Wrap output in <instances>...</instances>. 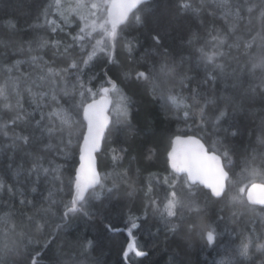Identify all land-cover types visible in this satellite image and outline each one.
I'll use <instances>...</instances> for the list:
<instances>
[{"label": "trees", "instance_id": "trees-1", "mask_svg": "<svg viewBox=\"0 0 264 264\" xmlns=\"http://www.w3.org/2000/svg\"><path fill=\"white\" fill-rule=\"evenodd\" d=\"M256 2L258 3L259 0ZM50 3H52L51 0H0V37L12 40L10 47L0 46V54L3 55V62L11 64L16 60L21 61L13 75L30 74L27 81L23 79V76L21 77V88L41 74L40 68L31 62V55L42 57L43 60L39 63L49 61L54 68H65L70 58L85 57L91 51V45L95 43V40H90L88 36L85 37L83 41L77 42L78 45L84 46V51L76 46L72 50V57H54L55 49L51 46L40 48L39 43L42 39L61 40L68 43L71 42L69 33L76 35L79 31V21L76 20L75 25L63 31L52 32L49 20L57 16L52 14V9L47 16L44 14L45 8ZM179 4L180 0H148L143 5L140 15L163 13L172 19L162 46L155 45L146 27L134 22L122 26L123 30L118 31L114 50L118 64H108L106 53L97 48L95 56L88 66L83 67L81 73L86 86L91 87L93 92H98L101 87H109L110 85L106 83L107 77L104 75L106 69H111L108 71V76L116 79L118 71L131 70L134 76L136 71H145L150 63H154L156 73L160 81L164 83L163 86H165V81L168 84H176L172 89L174 95L190 96L191 89L198 84L201 86V91L220 94L227 89V94H233L231 88L233 80L230 77L226 80H218L215 87L211 81L201 84V81L205 79L206 69L200 61L198 49L204 46L209 38L200 20H203L205 25H210L213 18L209 16V12L215 11V25L227 31L225 21L220 17V11L215 9L214 4L204 1L201 6L200 0H196V5L202 7V12L200 19H194L182 12ZM13 24L14 29L11 27ZM249 29L250 31L243 25L237 29L236 35L242 37L239 41L240 48L239 50L233 48L230 55L223 58V62L228 66L227 71L232 73L235 70L245 88L252 79L246 70V65H248L250 56L260 55L261 49L258 46L264 44V41L257 37L249 55L243 54L244 41L250 40L257 32L264 35V22L258 21L254 14ZM193 33L198 34L199 40L189 44ZM96 38L98 39L99 36L97 35ZM233 39L234 37L230 36L228 43H232ZM129 41L132 44L131 55L124 48V44ZM29 46L34 50L31 53L28 51ZM164 49H167L166 57ZM207 50H212L210 45ZM165 58L168 66L161 69ZM52 61L55 63H51ZM74 71L70 70V72ZM259 71V69L256 70L257 75ZM180 75H186L189 79L181 84L178 79ZM67 79L70 87L75 81V76L68 75ZM2 80L3 77L0 76V82ZM121 81L123 77L117 83L132 100L129 121L121 122L115 127L110 124V130L106 132L105 139H103L101 152L97 155V166L101 176L109 173L122 174L127 171L128 177L135 179V192L129 195V187L120 183L119 187L113 189L111 193L105 191L99 198L90 200L86 208L88 215H84L83 212L70 213L66 222L61 220L65 211L64 205L71 200L73 191L71 182L74 180L79 156L77 136L85 131L82 109L78 110V114L74 112V118L78 121L74 129L76 135L72 138V145L66 149V154L59 153L55 149L40 151L36 145L32 143L25 145L19 140L14 143L11 135L13 129L21 135H32L37 121L45 126H50V121L59 126L56 117L49 114L53 108L60 105L67 108L72 101L60 91L62 85L58 84L55 94L59 105L52 100L46 107L36 109L31 104L32 102H29V94L25 92L23 106L26 112L31 113V116L17 125H9L8 137L0 133V179L5 185L0 188V216L13 213V220L19 224V213L32 212V206L22 205L21 199L31 200L37 207L41 204L48 207L49 201L46 198L49 197V193L52 194V199L57 201L53 206L55 215L48 214L44 217L46 220L44 231L52 233L53 239L49 249L44 251L40 264H73V253L83 261V264H219L222 258L232 255L231 251H226V249H229L233 242L238 244L239 238L247 231L253 227L257 231L264 230V207L248 204L236 205L237 215L232 216L228 208H225L224 212L220 211L221 207H224L223 201H209L203 223L216 227L217 236L213 244H208L206 240L197 235L184 237L168 233L159 220V214L153 212L151 207L148 208L145 216L148 197L144 195V192L147 190V179L149 174H158L163 177L171 172L168 168L167 153L172 139L175 136L193 135L201 138L209 147L211 129L205 131L202 127L193 125L192 121L191 126H183L181 119H177V113L171 106H165L158 97H153L150 85L138 84L135 81ZM37 83L41 82L37 81ZM49 87L50 84L45 82L41 88L33 90L46 91ZM235 94L239 95L238 92ZM115 95L111 93L112 100H115ZM75 99L79 100V97ZM88 102H91V97ZM209 111L211 114V109ZM229 113L222 128L231 130L230 126L236 125L241 130V134L236 137L221 132V136H227V143L233 150L230 175L235 173L234 180L239 179L247 183L246 174L242 173L245 167V149L249 143L244 129L254 127L264 117V103H261L257 96L254 103L245 101L243 106L237 105L235 111L229 108ZM11 115H14V112L4 113L5 119ZM112 119L115 117L113 116ZM35 134L39 135V132L35 131ZM47 139L48 136L45 133V142ZM51 140L54 145L57 144L58 134H53ZM81 141L82 139L79 143ZM122 148L127 150L124 153V159L118 165H114L112 149L119 152ZM149 152H151L150 158ZM37 155L43 157L40 163L49 169L47 173L42 169L29 172ZM254 163L257 167L264 168V156H258ZM57 168L58 171H53ZM8 185L14 186L12 192L8 191ZM111 186L112 182L107 180V187ZM163 187L166 188V186ZM153 195L162 197V189L154 187ZM220 216L224 219L220 220ZM133 220L139 227L131 228ZM58 223H62L63 226L56 230ZM109 225L111 227H108ZM25 231H28L34 240L43 241L44 239V234L37 232L34 226ZM4 239V232L0 228V243ZM13 239H15L14 235L9 234L8 243L11 244ZM88 241H91L92 246L82 256L81 253ZM132 241H135L147 255L138 257L134 251H129L128 245ZM33 247L40 248V245L36 244ZM126 252L127 255H125ZM16 264H27V260L21 257Z\"/></svg>", "mask_w": 264, "mask_h": 264}, {"label": "snow or ice", "instance_id": "snow-or-ice-1", "mask_svg": "<svg viewBox=\"0 0 264 264\" xmlns=\"http://www.w3.org/2000/svg\"><path fill=\"white\" fill-rule=\"evenodd\" d=\"M200 3L203 6L204 0H200ZM144 4L145 0H90V2L88 0H76L75 5L70 4L64 7L61 0H52V3L44 10L45 16L49 14L51 9L55 8L63 23L71 26L70 16L74 13L79 16L83 26L79 27L76 35L69 33L71 42L42 39L39 47L51 46L55 49L54 57H72L74 47L79 46L81 51H84V46L78 45L77 42L84 40L85 36L82 34L85 33L86 29H90L86 35L90 40H95V43L91 45V51L85 57L70 58L65 68H54L49 61L39 63L43 58L31 55V62L40 68L41 74L31 82L25 83L23 88H21V77L23 76V79L27 81L30 74L13 75L21 61L16 60L11 64L3 62V55L0 54V76L3 77L2 82H0V133L8 137L9 125H17L31 116V113L24 110L23 95L25 92L32 98V103H36L37 96L42 102L45 97L51 94V100L56 101L59 105L55 93L58 84L62 85L60 91L72 102L68 104L67 108L60 105L49 114L57 118L59 126L51 121L50 126L42 125L40 121H37L35 131H38L39 135H36L35 131L32 135H21L15 129L11 135L14 143L19 140L25 145L29 143L36 145L40 151L55 149L59 153L66 154V149L72 145V138L76 135L74 129L78 121L74 118V112L78 114V110L82 109L87 130L77 136L79 167L75 170L74 180L71 182L73 189L71 200L64 205L65 211L61 220L66 222L70 213L83 212L84 215H88L86 208L90 200L99 198L105 191L111 193L113 189L119 187L120 183L129 187V195H132L136 190L134 187L135 179L128 177L127 171L112 177V186L107 187L109 176H101L97 171L94 154L98 151L101 141L105 139V133L110 130V124L115 127L121 122L127 123L129 121L132 100L117 81L123 77V81H135L138 84L150 85L153 97L158 96L161 100L166 99L167 103L176 111L177 119H182L185 124L191 120L193 125L202 127L205 131L210 128L211 131L209 132V147H206L205 143L193 136L187 138L176 136L172 149L168 152L171 172L163 177L158 174H149L147 179V190L144 192V195L148 197V202L145 205V216L148 208L151 207L153 212L159 214V220L168 233L184 237L197 235L206 240L208 244H213L217 236L216 227L203 223L209 201H223L224 207H221L220 211L224 212L225 208H228L232 216L237 215L236 205H264V168L257 167L254 163L258 156H264V117L254 127L244 129V134L247 135L249 143L245 149V167L242 169V173L246 174L247 183L239 179L234 180L235 173L230 175L233 165L231 154L233 150L227 143V136H221L222 131L229 133L232 137L241 134L240 128L236 125L230 126L231 130L222 128L230 114L229 108L235 111L236 106H243L245 101L254 103L257 96L261 103H264V44L258 46L261 49L260 55L250 56L248 65H246V70L252 78L246 88L243 87L241 78L235 70L229 73L227 64L223 62V58L228 57L233 48L237 50L240 48L239 41L242 37L237 36L236 32L241 25L250 31L249 25L252 23L254 14L258 21L264 22V0H259L258 3L256 0H213L215 9L220 11V17L225 21L227 31H223L215 25V11L209 12V16L213 18L210 25H205V22L200 20L201 25L205 26L209 38L205 41L204 46L198 49L200 61L206 69L205 79L201 81V84H207L211 81L215 87L218 80H226L230 77L233 80L231 85L233 94H227V89L220 94L201 91V86L198 84L191 89L190 96L174 95L172 89L175 88L176 84H168L165 81L166 87L162 86L154 63H150L145 71H136L134 76L131 70L118 71L116 79L109 77L108 71L111 69H106L104 75L107 77L106 83L110 87H101L98 92H93L92 88L87 87L81 77L83 67L88 66L95 56L97 48L106 53L108 64H118L114 50L118 29L123 30L121 26H126L130 22L142 25L148 29L149 36L155 45L157 47L162 46L167 29L172 24V19L163 13L160 15L155 13L140 15ZM179 8L191 18L200 19L201 17L202 7H197L196 0H180ZM50 23L52 32H56L58 28L63 31L61 25L57 24L55 20ZM11 27L14 29L15 25L13 24ZM93 33H97L99 38L93 36ZM230 36L234 37L232 43H228ZM257 37L264 41V35H261L260 32H257L250 40L244 41V55H249ZM198 40V34L193 33L189 39V44L198 42ZM11 44L10 38L0 37V46L8 48ZM209 45L212 49L210 51L207 50ZM124 48L131 55L132 44L130 41L124 44ZM28 51L31 53L34 50L29 46ZM164 55L167 56V49H164ZM51 63H55V61ZM167 66L168 61L165 58L161 69ZM257 69L260 70L259 75L256 73ZM70 70L75 71L70 72ZM68 75L75 76V81L71 83L70 87ZM57 78L59 79L57 80ZM178 79L181 84H184V81L189 78L186 75H180ZM37 81L41 83H37ZM45 82L50 84L46 91L37 92L33 90L34 88H41ZM166 91L167 95H165ZM110 92L116 94L115 100H109ZM237 92L239 93L238 96L235 94ZM97 95H100L99 100L95 98ZM77 96L79 100L75 99ZM89 97H91V102H88ZM110 103L113 105L111 111L109 110ZM13 112L14 115L5 119L4 113ZM113 116L115 119H112ZM45 133L48 136L47 142H45ZM53 134H58V143L55 145L51 140ZM81 139L82 143H79ZM126 151L123 148L119 152L112 149L114 165H118L124 159ZM150 156L151 152H149V158ZM42 160L43 157L37 155L29 172L42 169L43 172L47 173L49 169L43 167L40 163ZM53 171H58V168L53 169ZM4 186V181L0 179V188ZM13 187V185H8V191L12 192ZM154 187L162 189V197L153 195ZM46 199L49 201L48 207H44L42 204L37 207L31 200L21 199L22 205L32 206V212L19 213V224L13 220V213L0 216V228H2L5 237L4 241L0 243V264H16L21 257L26 258L27 264H40L44 251L49 249L53 239L52 233H45L44 231L46 227L44 217L48 214L55 215L53 206L57 203L55 199H52L51 193ZM219 219L223 220L224 217L220 216ZM32 226L37 232L44 234L43 241L34 240L30 233L25 231ZM62 226V223L56 224V230ZM137 227L139 225L133 220L131 228ZM9 234L15 237L11 244L8 243ZM36 244H39L40 248L33 247ZM91 246V241H88L81 255L83 256ZM128 250L134 251L138 257L147 255L135 241L129 243ZM229 250L232 255L228 258H222L219 264H264V230L257 231L253 227L239 238L238 244L233 242L229 249H226V251ZM72 261L73 264H83V261L79 260L75 253L72 254Z\"/></svg>", "mask_w": 264, "mask_h": 264}, {"label": "rangeland", "instance_id": "rangeland-1", "mask_svg": "<svg viewBox=\"0 0 264 264\" xmlns=\"http://www.w3.org/2000/svg\"><path fill=\"white\" fill-rule=\"evenodd\" d=\"M206 3L208 2V3H210V4H213V0H204ZM51 2H52V0H51ZM88 2H90V0H88ZM61 3H62V5L64 6V7H67L68 5H75V3H76V0H61ZM52 14H55L56 16H57V18H54V17H52L50 20H49V23L51 22V21H53V20H55L56 22H57V24H59V25H61V27L63 28V30H65L67 27H71V26H73V25H75V22H76V20H78L79 21V27H81V26H83V22L82 21H80V19H79V16L78 15H76V14H72L71 16H70V20H71V26H67V25H65L64 23H63V21H62V19L60 18V16L56 13V10H55V8H53L52 9ZM51 24V23H50ZM57 31H61L59 28L57 29ZM88 31H90V29H86L85 30V33L84 34H82V35H84L85 37H87V35H86V33L88 32ZM93 36H97V33H93ZM95 42V41H94ZM160 80V79H159ZM161 82V85L163 86L164 85V83H163V81L161 80L160 81ZM106 87V86H105ZM113 94V93H112ZM30 97V96H29ZM51 94L49 95V96H47V97H45L44 98V100L41 102L40 101V99H39V97L37 96V98H36V103H31L36 109H38V108H42V107H46V105L49 103V102H51L52 100H51ZM112 97V96H111ZM158 97V96H157ZM99 98H100V96H99ZM159 98V97H158ZM161 100V99H160ZM29 102H32V98L30 97V101ZM161 102H162V104H164L165 106H171L170 104H168L167 103V100L165 99V100H161ZM112 107H113V105H112ZM112 107H111V110H112ZM55 108H57V107H55ZM54 109V108H53ZM52 109V110H53ZM110 110V111H111ZM55 117V116H54ZM57 119V118H56ZM181 122H182V125L183 126H190V124H191V120H189L188 121V123L187 124H185L184 122H183V120L181 119ZM108 176H109V179H108V181H111L112 182V177H114V176H116L117 174H115V173H109V174H107ZM117 182H119V180L117 181Z\"/></svg>", "mask_w": 264, "mask_h": 264}, {"label": "water", "instance_id": "water-1", "mask_svg": "<svg viewBox=\"0 0 264 264\" xmlns=\"http://www.w3.org/2000/svg\"><path fill=\"white\" fill-rule=\"evenodd\" d=\"M146 2H148V0H145V3ZM122 27V26H121ZM118 31H119V29H118ZM110 87V86H109ZM109 100H112V97H111V92L109 93ZM100 98H97V100H99ZM111 106H112V104L110 103L109 104V110L111 109ZM83 122H84V124H85V131L84 132H86V121L84 120V116H83ZM109 127H110V125H109ZM106 134V133H105ZM188 136H193V135H187V136H181V138H187ZM194 138H197V139H200L201 140V138H199V137H196V136H193ZM175 138H176V136L172 139V141H171V147H170V149H169V151H171V149H172V146H173V141L175 140ZM201 142L202 143H204L202 140H201ZM81 143H82V141H81ZM102 144H103V140L101 141V143H100V146H99V149H98V151L94 154L95 155V157H96V167H97V171L99 172V170H98V166H97V155L101 152V149H102ZM206 146V145H205ZM207 147V146H206ZM168 151V152H169ZM167 162H168V153H167ZM79 167V156H78V164H77V166H76V169ZM168 168H169V170L171 171V168H170V166H169V162H168ZM75 169V170H76ZM100 173V172H99ZM207 191V190H206ZM252 206H257V207H261V208H263L264 207V205H259V204H255V205H252Z\"/></svg>", "mask_w": 264, "mask_h": 264}, {"label": "bare ground", "instance_id": "bare-ground-1", "mask_svg": "<svg viewBox=\"0 0 264 264\" xmlns=\"http://www.w3.org/2000/svg\"><path fill=\"white\" fill-rule=\"evenodd\" d=\"M184 134V133H183Z\"/></svg>", "mask_w": 264, "mask_h": 264}]
</instances>
